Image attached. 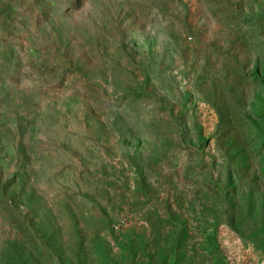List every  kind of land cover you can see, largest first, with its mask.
<instances>
[{"label":"rangeland","instance_id":"1","mask_svg":"<svg viewBox=\"0 0 264 264\" xmlns=\"http://www.w3.org/2000/svg\"><path fill=\"white\" fill-rule=\"evenodd\" d=\"M0 264H264V0H0Z\"/></svg>","mask_w":264,"mask_h":264}]
</instances>
